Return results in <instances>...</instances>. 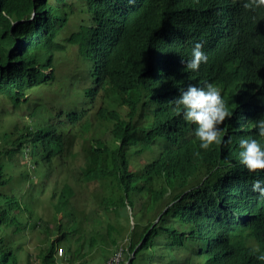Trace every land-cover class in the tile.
Returning a JSON list of instances; mask_svg holds the SVG:
<instances>
[{
  "label": "trees",
  "instance_id": "trees-1",
  "mask_svg": "<svg viewBox=\"0 0 264 264\" xmlns=\"http://www.w3.org/2000/svg\"><path fill=\"white\" fill-rule=\"evenodd\" d=\"M262 16L242 0H0V97L15 110L32 88L54 90L57 52L77 46L93 60L83 105L40 104L36 130L1 138L0 264H85L120 248L124 264H264L251 252L264 251V197L252 190L264 170L238 155L264 118ZM197 41L208 60L185 70ZM205 81L233 113L208 149L174 103ZM78 137L88 144L75 151Z\"/></svg>",
  "mask_w": 264,
  "mask_h": 264
},
{
  "label": "rangeland",
  "instance_id": "rangeland-1",
  "mask_svg": "<svg viewBox=\"0 0 264 264\" xmlns=\"http://www.w3.org/2000/svg\"><path fill=\"white\" fill-rule=\"evenodd\" d=\"M80 19L77 20L76 24H70L69 28L63 33L62 36H68L76 30L79 26ZM57 41L63 42V40L60 38V34L57 37ZM55 73L56 77L53 81L45 84L52 86V88L55 90H52L51 88L48 89H38V87L32 88L33 94L31 96V101H28L27 104L22 105L18 110H15L13 108L12 103L7 98L1 96L0 97V144H4L3 139H1L4 136L5 132L12 131L13 127H17L18 129H22L23 126L27 128H32L36 130L40 126V121L38 120L36 114L40 110L39 105L43 104L45 107L54 105L55 108H58L60 106H64L65 99L67 101L73 100L75 102H78L80 105H83V93L85 88L88 85L93 84V60L88 59L85 52H81L78 54V48L77 46H69L65 50L57 52L55 57ZM37 92V93H35ZM81 95V97L79 96ZM57 99H60V101H55ZM33 107V108H31ZM47 116H49V112L46 111L44 108L42 109ZM145 123V121H143ZM95 132H98V127H95ZM94 133V130H92L91 134ZM27 138H30V135L27 134ZM82 141H85V146L88 144V141L83 137H78L75 141V151L76 148L79 149L80 144ZM78 142V143H77ZM77 144V147H76ZM146 157H143L141 161L143 162ZM21 163L24 164V166L27 164V167L25 168L29 169L28 165H32L33 162L30 161L29 155L25 157H21ZM29 161L27 162V160ZM47 166V165H46ZM24 167L16 168V172L19 173L21 169ZM32 170V168H30ZM37 171L39 173L45 172V167L41 166L39 164V167L37 168ZM16 181L19 180V176H15ZM60 182H62L61 179H58ZM56 180H53L49 184V191H51L52 185ZM97 186H92L89 191H97ZM82 197H84V194H81ZM40 212L43 216V218L50 222L52 225L55 223L54 220V211L52 209V204L49 199V197L45 198L43 200V204L40 207ZM124 222L126 223V219H124ZM148 224L147 221L140 222V225L146 226ZM132 226V225H131ZM37 239L35 238L32 244L31 249L33 251H36L34 248V245L36 244ZM64 246V245H63ZM62 246V247H63ZM95 250V249H94ZM64 250L60 249L58 251L59 255H62ZM93 250H86V253H92ZM113 254V253H112ZM111 254V255H112ZM99 255H101V252H99ZM110 255V256H111ZM127 258L123 257L122 264L125 263ZM103 263V257L97 256L94 260H89L85 264H102Z\"/></svg>",
  "mask_w": 264,
  "mask_h": 264
},
{
  "label": "clouds",
  "instance_id": "clouds-1",
  "mask_svg": "<svg viewBox=\"0 0 264 264\" xmlns=\"http://www.w3.org/2000/svg\"><path fill=\"white\" fill-rule=\"evenodd\" d=\"M242 6L246 10L259 14L261 10H264V0H242ZM202 47V42L197 41L191 48L185 70L194 72L199 69L202 62L208 60ZM174 103L177 106H182L183 119L195 125L194 135L199 140L200 148L208 149L213 143L221 142L220 128L217 126L233 113L225 106L218 87L207 81L203 83V86L189 84L186 89H180V94L174 98ZM177 112L179 114L180 108H177ZM254 126L259 140L239 138L238 155L240 163L249 173L258 174L257 170H264V118L256 119ZM252 190L258 192L260 197H264V180H254ZM120 251L124 254L123 248H120ZM251 252L258 261H264V251H261L257 246H252Z\"/></svg>",
  "mask_w": 264,
  "mask_h": 264
},
{
  "label": "built area",
  "instance_id": "built-area-1",
  "mask_svg": "<svg viewBox=\"0 0 264 264\" xmlns=\"http://www.w3.org/2000/svg\"><path fill=\"white\" fill-rule=\"evenodd\" d=\"M122 252H118L117 254H115L111 259H109L107 262H105L104 264H121V260H122Z\"/></svg>",
  "mask_w": 264,
  "mask_h": 264
},
{
  "label": "bare ground",
  "instance_id": "bare-ground-1",
  "mask_svg": "<svg viewBox=\"0 0 264 264\" xmlns=\"http://www.w3.org/2000/svg\"><path fill=\"white\" fill-rule=\"evenodd\" d=\"M133 223V222H132Z\"/></svg>",
  "mask_w": 264,
  "mask_h": 264
}]
</instances>
